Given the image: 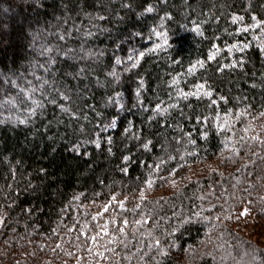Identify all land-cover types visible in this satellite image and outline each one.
I'll list each match as a JSON object with an SVG mask.
<instances>
[{"label": "trees", "instance_id": "16d2710c", "mask_svg": "<svg viewBox=\"0 0 264 264\" xmlns=\"http://www.w3.org/2000/svg\"><path fill=\"white\" fill-rule=\"evenodd\" d=\"M255 22L264 0H0V264H50L56 245L99 229L100 264H264L236 222L244 210L264 235ZM202 84L211 96L185 97ZM215 160L141 196L182 164Z\"/></svg>", "mask_w": 264, "mask_h": 264}, {"label": "rangeland", "instance_id": "374dc122", "mask_svg": "<svg viewBox=\"0 0 264 264\" xmlns=\"http://www.w3.org/2000/svg\"><path fill=\"white\" fill-rule=\"evenodd\" d=\"M257 24H259V27H261V34L262 29H264V22H255L250 27H254ZM255 28L256 27H254V29ZM193 30L195 32H197V30L199 31V29L196 27H194ZM159 41L160 43L156 45V49L161 48L157 47L158 45H163V47L167 45L164 43L163 38H160ZM244 44L246 43L238 42L234 45L240 47ZM229 49H232L231 51H242L244 48H242V50H237V48H233V45H231L230 47L226 48L227 51H229ZM220 52L221 50L215 49V51L211 54L210 58L215 57ZM203 64L204 63L202 61H199L196 64L192 65L189 71L193 72L199 70L203 67ZM187 94L193 96H211L209 90L203 84L198 85L192 91H189ZM217 163L218 161L215 160L204 164H182L177 167L171 174L151 181L147 185V187H145V189L142 191L141 196L145 197L150 195H161L168 188L175 186L179 181L196 179L199 176L206 175L205 173H208L211 170H215L217 168ZM83 209L87 208L85 207ZM105 209V207L99 209L95 216L97 218H104L103 213H106ZM241 211L242 214H240V217L238 218L237 216V219L235 218L236 222L239 223V226H241V230L245 234L255 237L254 239L257 241L264 239L263 234H259L257 236V228H259V225L255 226L252 222L253 219H246L245 217H243L245 211ZM105 234L106 232H104V230L102 232L100 229L99 231L97 230V232L90 233L88 236L85 237V240L81 244L76 246L75 249H70L69 247L65 249V242L63 243V248L61 249H58L56 245L55 249L53 248L51 254L49 255L50 264H100L99 261L102 259V255L99 251L104 250L106 248L105 244H102V242L107 239L105 237ZM112 241L114 240H107L106 243L110 245Z\"/></svg>", "mask_w": 264, "mask_h": 264}, {"label": "snow or ice", "instance_id": "6c2138e0", "mask_svg": "<svg viewBox=\"0 0 264 264\" xmlns=\"http://www.w3.org/2000/svg\"><path fill=\"white\" fill-rule=\"evenodd\" d=\"M149 11H151V9H149ZM243 18L242 17H234V21L235 20H242ZM253 19H255L254 17H253ZM254 27H259V24H257V25H255ZM253 30H254V28H253ZM198 31V30H197ZM242 31H244V32H248V31H250V29L248 28V27H244L243 29H242ZM157 35H163V39H164V43L165 44H167L168 43V36H167V34H157ZM261 35H264V29H262V32H261ZM254 39H258V37H254ZM157 47H163V45H158ZM247 47V44H244V45H242V46H240V47H238L237 45H233V48H237V50H242V48H246ZM232 49H229V51H231ZM141 56L143 55L142 53L140 54ZM129 59L130 60H134V58L130 55L129 56ZM117 63H120V61H117ZM133 66H135V62L133 63ZM114 75H116L115 73H114ZM13 83V85L15 86V82L13 81L12 82ZM45 83H46V81H45ZM41 87H43V85H41ZM37 89L36 88H31V89H29V91L30 92H35ZM185 95V97L188 95V94H184ZM9 104H14L15 103V100L14 99H12V98H9V100L7 101ZM52 102H54V101H52ZM34 103H36L37 104V106H42L41 104H39L38 102H34ZM160 109H157V111H159ZM105 210H107V209H105ZM93 219H96V217H93ZM125 223H127V221H125ZM102 227H107V225H103Z\"/></svg>", "mask_w": 264, "mask_h": 264}, {"label": "clouds", "instance_id": "9594fccd", "mask_svg": "<svg viewBox=\"0 0 264 264\" xmlns=\"http://www.w3.org/2000/svg\"><path fill=\"white\" fill-rule=\"evenodd\" d=\"M257 243H258L260 246L264 247V239L259 240Z\"/></svg>", "mask_w": 264, "mask_h": 264}]
</instances>
